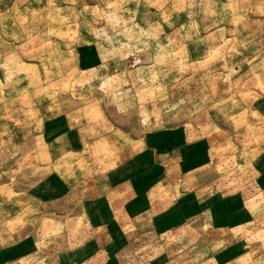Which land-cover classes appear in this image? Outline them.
<instances>
[{
    "label": "rangeland",
    "instance_id": "1",
    "mask_svg": "<svg viewBox=\"0 0 264 264\" xmlns=\"http://www.w3.org/2000/svg\"><path fill=\"white\" fill-rule=\"evenodd\" d=\"M0 264H264V0H0Z\"/></svg>",
    "mask_w": 264,
    "mask_h": 264
},
{
    "label": "crops",
    "instance_id": "2",
    "mask_svg": "<svg viewBox=\"0 0 264 264\" xmlns=\"http://www.w3.org/2000/svg\"><path fill=\"white\" fill-rule=\"evenodd\" d=\"M154 180H155V177H154ZM208 184H210V183H208ZM208 184L204 185V187L208 186ZM214 184H215V182L212 183V185H214ZM251 184L253 185L251 187L252 189H255L254 187L258 186V184H256V183L255 184L251 183ZM150 185H152V184H150ZM154 185L151 187L152 189H153ZM164 185H166V183L163 182V180H159V182L156 183L155 186L161 187ZM216 185L218 187L215 188L214 191H211V190L210 191H204V192L201 191L199 194L193 193V196L191 195L192 199L190 200V202L193 203V201L195 200V196L197 195L196 199H199L200 201L203 200L202 202L206 201V204L203 203L202 207H208L210 209H218V212H220L218 215H219L221 220L226 221V219L228 217H231V218H234L235 220H237L238 217L236 216V214L241 212L240 208L243 206L244 203H246V197L243 194V191L237 190V189H235L234 191H230V190L225 191V190H222L221 184L216 183ZM164 187L166 188V186H164ZM134 191L137 193L136 190H134ZM134 191H130L128 193V194H130V197L129 198L126 197V199H124V201L128 200L131 202L133 200V197L135 194ZM209 192H211V193H209ZM149 193H151V191H149ZM159 194H160V192H159ZM162 198H163L162 196H158V195H157V197H155L154 204H153L154 212L157 211V207L160 209L162 208V203L157 201V200L162 199ZM190 202H187V203H190ZM141 209H144V207H142ZM238 210H240V211H238ZM130 212H136V211L134 208H132L130 210ZM226 213H229L228 217L226 216Z\"/></svg>",
    "mask_w": 264,
    "mask_h": 264
}]
</instances>
